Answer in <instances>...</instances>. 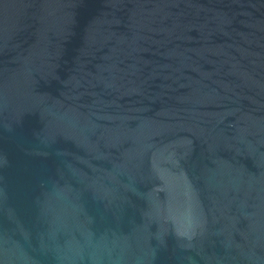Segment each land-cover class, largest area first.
<instances>
[{
    "label": "water",
    "instance_id": "1",
    "mask_svg": "<svg viewBox=\"0 0 264 264\" xmlns=\"http://www.w3.org/2000/svg\"><path fill=\"white\" fill-rule=\"evenodd\" d=\"M0 264H264V0H0Z\"/></svg>",
    "mask_w": 264,
    "mask_h": 264
}]
</instances>
